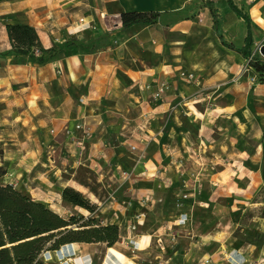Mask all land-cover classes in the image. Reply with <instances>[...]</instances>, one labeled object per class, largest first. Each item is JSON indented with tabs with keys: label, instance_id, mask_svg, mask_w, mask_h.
I'll return each instance as SVG.
<instances>
[{
	"label": "crops",
	"instance_id": "0c3cea01",
	"mask_svg": "<svg viewBox=\"0 0 264 264\" xmlns=\"http://www.w3.org/2000/svg\"><path fill=\"white\" fill-rule=\"evenodd\" d=\"M231 2L255 54L264 0ZM123 11L160 15L124 28ZM14 23L56 55L18 54ZM247 34L230 0H0V137L23 170H72L63 188L80 186L102 224L139 242L135 264H264V84L236 50Z\"/></svg>",
	"mask_w": 264,
	"mask_h": 264
},
{
	"label": "trees",
	"instance_id": "16d2710c",
	"mask_svg": "<svg viewBox=\"0 0 264 264\" xmlns=\"http://www.w3.org/2000/svg\"><path fill=\"white\" fill-rule=\"evenodd\" d=\"M210 3V9L217 19L216 9ZM232 8L248 22V34L245 45L236 49L251 66L264 74V60L253 55L254 43L251 21L230 0ZM160 13L156 11H123L121 19L124 28L132 23H155ZM8 35L14 50L21 55L29 52L38 63H44L56 55L52 49H46L34 26L23 23L8 24ZM232 47V46H230ZM38 49L39 53H36ZM1 154V150H0ZM5 170L0 166V176ZM62 197L74 205L95 212L97 204L92 203L81 191L67 186L62 189ZM77 224L76 228L72 227ZM236 235L246 241L262 244V233L257 229L239 228ZM119 238V226L115 223L102 224L95 217L86 222L72 215L62 216L45 201L36 200L9 182H0V264H45L41 258L43 252L58 250L69 242H105L113 246Z\"/></svg>",
	"mask_w": 264,
	"mask_h": 264
},
{
	"label": "rangeland",
	"instance_id": "374dc122",
	"mask_svg": "<svg viewBox=\"0 0 264 264\" xmlns=\"http://www.w3.org/2000/svg\"><path fill=\"white\" fill-rule=\"evenodd\" d=\"M263 46L264 34L259 43L255 44V55H258L262 60H264ZM252 68L255 69L253 66ZM258 80L260 83L264 84V74H260ZM261 97L264 98V93ZM0 134L2 133L0 132ZM11 137L12 136L9 135L0 137V166L5 170V173L0 176V182H12L18 189L29 194L32 198L42 197L46 199L47 202H45L50 205L52 209L66 218H70V216L74 215L80 219V222L89 221L93 217H95L98 222L102 220L101 217L96 215L98 211L91 212L84 207L70 203L62 197L61 190L63 189V184L66 182V178L60 179L59 177L60 175H64V177L69 178L72 170L61 169L57 171L52 168L42 169L37 172L23 170L22 165L18 163V153H20V151H17V144ZM69 167L68 165V168ZM40 180H43L42 184L39 182ZM74 188L79 191L83 190L80 186ZM81 192L84 194L85 191L83 190ZM76 225L77 224H74L72 227L76 228ZM159 236L161 235H156L157 244L159 243ZM124 240L125 239L119 236L117 242L113 246H108V244L103 242H93L90 245L81 243L85 250L69 261L67 259L70 257V254L66 250L65 245L61 246L58 250H50L47 253L43 252L41 258L44 260L45 264H101L108 248L113 247L116 251L122 250V253L126 254L123 259V264H135L134 262H137L140 258V253L137 251V247L132 251L127 241ZM77 260L80 261L78 262Z\"/></svg>",
	"mask_w": 264,
	"mask_h": 264
},
{
	"label": "built area",
	"instance_id": "2783aa9c",
	"mask_svg": "<svg viewBox=\"0 0 264 264\" xmlns=\"http://www.w3.org/2000/svg\"><path fill=\"white\" fill-rule=\"evenodd\" d=\"M36 53L38 54L39 53V51H38V49L36 50ZM254 55V54H253ZM248 62H249V59H248ZM250 64V63H249ZM180 76H182V77H186V78H188V79H197L196 78V73L194 72V71H190V70H182L181 72H180ZM257 80V75H252L251 76V81L252 82H255ZM170 82H168L167 80H162V81H160L158 84H157V86H156V88H155V90H154V92H153V95H154V97L155 98H158V99H161V98H163L164 97V95H165V93L167 92V90L170 88ZM75 128H77V129H80V130H83V131H85L86 132V127H85V124L84 123H77L76 124V126H75ZM81 143V142H80ZM133 148H134V146H133ZM136 227V225H132V228L134 229ZM124 241H127V244L130 242V241H134V242H136L133 238L132 239H126V240H124ZM158 244L160 245V247L161 248H163V249H165V244H164V242H163V239H162V237L161 236H159V238H158ZM129 245V244H128ZM135 247H139V242H137V244H135L133 247H131L130 246V248H132V251H133V249L135 248ZM126 254H124V256H125Z\"/></svg>",
	"mask_w": 264,
	"mask_h": 264
},
{
	"label": "bare ground",
	"instance_id": "6f19581e",
	"mask_svg": "<svg viewBox=\"0 0 264 264\" xmlns=\"http://www.w3.org/2000/svg\"><path fill=\"white\" fill-rule=\"evenodd\" d=\"M262 50L264 51V46ZM65 248L70 254V257L67 259L68 261L72 260L74 256H77L79 253H82V251L85 250L82 247L81 242H69L65 245ZM123 259V253L116 251L113 247H109L105 256L103 257L101 264H123Z\"/></svg>",
	"mask_w": 264,
	"mask_h": 264
},
{
	"label": "water",
	"instance_id": "95a60500",
	"mask_svg": "<svg viewBox=\"0 0 264 264\" xmlns=\"http://www.w3.org/2000/svg\"><path fill=\"white\" fill-rule=\"evenodd\" d=\"M264 52V51H263ZM78 262L80 261V260H77ZM82 264V263H81Z\"/></svg>",
	"mask_w": 264,
	"mask_h": 264
}]
</instances>
